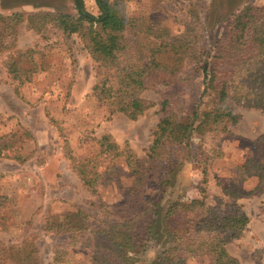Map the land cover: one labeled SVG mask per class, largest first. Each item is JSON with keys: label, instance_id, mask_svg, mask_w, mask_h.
<instances>
[{"label": "trees", "instance_id": "trees-1", "mask_svg": "<svg viewBox=\"0 0 264 264\" xmlns=\"http://www.w3.org/2000/svg\"><path fill=\"white\" fill-rule=\"evenodd\" d=\"M72 2L75 15L44 12L26 18L19 13L0 15V50H8L4 62L7 77L21 86L43 69L42 63L33 58L34 49L9 50L15 44L18 26L26 21L27 28L38 32L51 23L66 37L73 34L80 37L101 73L91 88L92 95L109 107L110 114L138 119L152 106L142 97L145 90L151 89L162 96L161 117L144 158L138 157L128 143L120 146L108 133L97 140L99 150L86 159H75L66 144L64 157L105 216L96 220L77 208L61 219L47 218L43 232L67 234L68 239L64 250L54 251L53 263L63 261L68 248L84 246L92 251V264H134L132 254L142 252L147 242L165 233L173 236L171 244L149 264H185L188 258L204 255L211 256V264H239L227 249L230 241L242 236L249 222L237 199L263 189L264 160L247 158L239 166V180L253 178L255 183L246 191L236 184L223 187L222 195L230 199L224 201V209L219 204L207 203L204 197L192 199L188 204L174 200L164 213L160 212V204L182 165L177 157L180 149L190 148L195 139L203 141L205 136L216 139L227 133L239 120L235 106L264 111V5L247 4L233 14L209 54L205 27L196 15L194 2L189 11L195 18L185 31L176 34L158 20L129 15L125 0H94L97 14L86 10L84 0ZM197 76H202L204 85L200 97L207 96V102L203 107L197 104L188 108L180 96ZM24 138L27 139L20 136L15 141L23 142ZM261 139L264 143V135ZM22 147L16 149L13 159L24 160L18 154ZM212 151L209 158L221 155L220 151ZM1 152L0 148V155ZM40 157L38 154L37 159ZM118 158H123L132 182L121 202L105 204L99 188L116 180L114 162ZM205 158L206 155L201 160L204 164ZM151 180L160 194L157 199L146 195ZM6 200V196L0 195V206ZM178 214L185 223L180 233L171 228L170 219ZM34 237L26 241L27 250L16 248L14 252L0 241V264H39Z\"/></svg>", "mask_w": 264, "mask_h": 264}, {"label": "rangeland", "instance_id": "rangeland-1", "mask_svg": "<svg viewBox=\"0 0 264 264\" xmlns=\"http://www.w3.org/2000/svg\"><path fill=\"white\" fill-rule=\"evenodd\" d=\"M191 2L195 3L196 15L204 24L209 54L233 14L247 4L264 5V0H125V10L131 16L158 20L176 34L185 31L195 18L189 11ZM84 3L87 11L98 13L94 0H84ZM39 12L76 14L72 0H0L3 17L19 13L26 18ZM27 48L34 49L33 58L42 63L43 69L21 86L7 77L4 62L8 50H0V195L7 197L0 206V241L14 252L16 248L27 250L26 241L35 236L39 264H54V251L64 250L68 239L67 234L44 233L47 218L61 219L77 208L84 209L96 220L105 216L98 211L96 198L83 187L64 157L66 144L75 159H86L99 150L97 140L108 133L120 146L128 143L138 157L144 158L152 131L161 117L162 96L151 89L145 90L142 97L152 106L136 120L121 113L110 114L109 107L92 95L91 88L101 73L78 35L66 37L51 23L35 32L24 21L18 26L15 44L9 50ZM203 86L202 76H197L184 89L180 99L185 107L206 104L207 96L200 97ZM234 111L239 120L227 133L216 139L210 136H205L203 141L195 139L190 148L177 152L182 165L174 174L172 187L162 195L160 212L164 213L174 200L188 204L192 199L203 197L207 203L219 204L224 209V201L230 199L222 195L223 187L236 184L243 191L253 187V178L240 181L237 172L247 158L264 160L261 139L264 111L245 106H235ZM20 136L27 139L15 141ZM21 146L18 154L24 160L17 161L11 156ZM212 150L220 151L221 155L209 158ZM38 154L41 157L37 159ZM205 155L206 165L201 161ZM114 165L116 180L99 188L105 204L121 202L132 182L123 158L116 159ZM155 186L151 180L146 195L157 199L160 194ZM237 202L249 222L242 236L230 241L227 249L239 264H264V188L249 197L238 198ZM170 219L175 232L184 230L181 215ZM172 240L173 236L164 233L147 242L142 252L132 254L134 264H149ZM92 257L89 247L75 246L67 249L58 264H92ZM185 264H211V256L191 257Z\"/></svg>", "mask_w": 264, "mask_h": 264}, {"label": "crops", "instance_id": "crops-1", "mask_svg": "<svg viewBox=\"0 0 264 264\" xmlns=\"http://www.w3.org/2000/svg\"><path fill=\"white\" fill-rule=\"evenodd\" d=\"M264 188V187H263ZM247 197H249V196H247ZM243 209V208H242Z\"/></svg>", "mask_w": 264, "mask_h": 264}]
</instances>
